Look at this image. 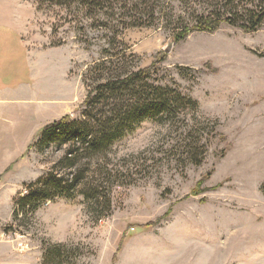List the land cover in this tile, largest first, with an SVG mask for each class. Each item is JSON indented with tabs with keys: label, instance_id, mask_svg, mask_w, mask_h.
Here are the masks:
<instances>
[{
	"label": "rangeland",
	"instance_id": "1",
	"mask_svg": "<svg viewBox=\"0 0 264 264\" xmlns=\"http://www.w3.org/2000/svg\"><path fill=\"white\" fill-rule=\"evenodd\" d=\"M83 1L34 0V12L22 0L0 4L11 21L29 19L25 36L35 48L69 49L71 92L79 96L71 118L81 115L93 67L108 59L103 49H123L127 67L139 69L170 46L155 81L195 100L198 122L192 114L166 125L145 121L114 142L110 163L127 177L113 188L107 217L93 221L81 197L59 198L40 206L28 222L11 215L5 235L15 247L41 252L42 259L44 243L69 246L62 264H264V24L245 32L222 23L173 43L176 31L166 16L188 20L209 1L165 0L149 26L126 25L131 19L119 3L124 0H111L103 10ZM112 38L118 43L110 44ZM207 121L215 124L213 134ZM191 127L200 128L206 146L200 165L184 162L179 149ZM35 142L26 153L32 167L26 177L35 178L17 194L63 155L53 144L39 149Z\"/></svg>",
	"mask_w": 264,
	"mask_h": 264
},
{
	"label": "trees",
	"instance_id": "2",
	"mask_svg": "<svg viewBox=\"0 0 264 264\" xmlns=\"http://www.w3.org/2000/svg\"><path fill=\"white\" fill-rule=\"evenodd\" d=\"M57 5L70 0H37ZM111 0L83 1L89 7L110 9ZM165 0H124L121 8L131 19L128 26L152 25ZM209 8L193 13L187 20L178 16H166L175 43L192 31L213 32L222 23L253 32L264 24V0H207ZM118 43L116 38L110 44ZM111 53L103 49L108 59H101L93 67V85L89 88L79 118L69 115L48 125L35 142L39 149L55 145L63 149V155L53 163L50 171L26 185L24 194L13 198L12 218L28 222L37 209L47 201L81 197L84 209L93 221L101 220L113 210L112 191L127 176L120 166L111 165L114 142L123 138L145 121L161 125L174 122L182 114H192L198 122V104L178 88L155 81L164 52L148 67L130 69L123 49ZM211 123L210 131L215 132ZM199 124V123H198ZM199 127V126H198ZM198 129L189 130L180 142V152L185 161L200 165L206 146L201 143ZM22 221V220H21ZM42 264H62L69 258V246L61 243L43 244Z\"/></svg>",
	"mask_w": 264,
	"mask_h": 264
},
{
	"label": "crops",
	"instance_id": "3",
	"mask_svg": "<svg viewBox=\"0 0 264 264\" xmlns=\"http://www.w3.org/2000/svg\"><path fill=\"white\" fill-rule=\"evenodd\" d=\"M33 1L22 3L34 8ZM28 26L29 19L0 13V264H42L41 252L15 247L3 226L20 187L35 178L26 177L29 147L46 125L69 115L79 97L71 92L69 49L35 48L25 36Z\"/></svg>",
	"mask_w": 264,
	"mask_h": 264
},
{
	"label": "water",
	"instance_id": "4",
	"mask_svg": "<svg viewBox=\"0 0 264 264\" xmlns=\"http://www.w3.org/2000/svg\"><path fill=\"white\" fill-rule=\"evenodd\" d=\"M171 40H172L173 43H175L173 37L171 38ZM169 51H170V46H167L166 48H164V52H169ZM73 115H74V112L71 111V112L69 113V116H70V117H73Z\"/></svg>",
	"mask_w": 264,
	"mask_h": 264
},
{
	"label": "built area",
	"instance_id": "5",
	"mask_svg": "<svg viewBox=\"0 0 264 264\" xmlns=\"http://www.w3.org/2000/svg\"><path fill=\"white\" fill-rule=\"evenodd\" d=\"M20 245V244H19Z\"/></svg>",
	"mask_w": 264,
	"mask_h": 264
}]
</instances>
